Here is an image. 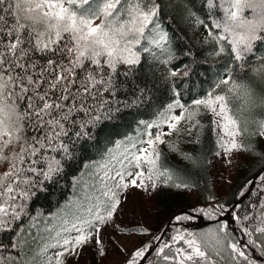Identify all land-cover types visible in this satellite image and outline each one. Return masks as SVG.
Instances as JSON below:
<instances>
[{"label":"snow or ice","instance_id":"6c2138e0","mask_svg":"<svg viewBox=\"0 0 264 264\" xmlns=\"http://www.w3.org/2000/svg\"><path fill=\"white\" fill-rule=\"evenodd\" d=\"M242 158L259 167L233 201L201 187ZM65 187L56 211L38 203ZM133 192L144 209L198 201L153 234L121 222ZM89 250L94 264H264V0H0V264Z\"/></svg>","mask_w":264,"mask_h":264},{"label":"trees","instance_id":"16d2710c","mask_svg":"<svg viewBox=\"0 0 264 264\" xmlns=\"http://www.w3.org/2000/svg\"><path fill=\"white\" fill-rule=\"evenodd\" d=\"M199 39V38H197ZM199 46V45H198ZM203 59V57H200ZM217 70V60L209 59L207 63L201 65L193 66L192 74L187 78L186 87L190 89L193 96L201 93L202 91L210 87V82L214 78V73ZM157 97L160 100L166 99L164 90L161 89L157 93ZM186 98L187 95H186ZM143 118H150L148 113L144 114ZM135 125L133 124V117L128 116L120 122V125L117 127L116 131L123 134L125 132L132 133ZM162 148L164 146H161ZM172 159H175L173 156ZM259 166L249 165L246 161L241 165L240 172L236 180L227 186L225 191L221 194L217 193L212 181V174L210 167L206 173L203 174V177L200 180L201 187L203 188L205 184L208 185L209 190L213 191L218 198H223L225 201H233V193L238 190L239 186L243 184L246 179L253 178L257 168ZM207 194V193H205ZM71 196V190L65 187L63 190H57L47 199H41L38 203L43 204L48 211H56V209L61 206L66 197ZM198 197L188 196V197H174L170 195L157 196L154 200L148 203L147 208L144 209L141 206L142 200L139 202L138 206H135L134 212L125 210L124 214L121 217L122 223H129L130 219L134 217L135 222L143 224L149 227L153 234L156 233L164 224L168 222L169 217L173 212H177L181 209L191 207L196 204ZM140 209H137L139 208ZM200 226H203V222ZM116 257L119 255L113 254ZM122 258V257H120ZM85 264H94L92 256L88 257V260Z\"/></svg>","mask_w":264,"mask_h":264},{"label":"rangeland","instance_id":"374dc122","mask_svg":"<svg viewBox=\"0 0 264 264\" xmlns=\"http://www.w3.org/2000/svg\"><path fill=\"white\" fill-rule=\"evenodd\" d=\"M244 159L242 158L239 162H238V166L236 168L233 169H229V170H223L221 168V166L217 163L214 166H210V170H211V174H212V181H213V185L215 187V189L217 190L218 194H221L225 191V189L227 188V186L229 184L224 182V178H228L230 179L232 182L234 180H236V178L238 177V174L240 172V167L241 165L244 163ZM231 182V183H232ZM142 200V197L139 193L137 192H133L130 197H129V203L125 205V210H129L130 212H134L135 210V206L139 205V202ZM137 209H140L137 208ZM139 243L138 238H132L130 241L126 242V247L131 250L133 249L137 244ZM92 256L91 251L89 250L88 252H86L85 255H83L80 260H79V264H85L86 261L88 260V257ZM115 257V260H121L122 258L120 257Z\"/></svg>","mask_w":264,"mask_h":264}]
</instances>
